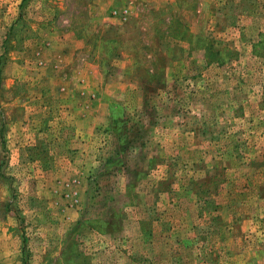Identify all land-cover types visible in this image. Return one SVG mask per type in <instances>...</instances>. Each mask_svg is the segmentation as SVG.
<instances>
[{
  "label": "rangeland",
  "instance_id": "rangeland-1",
  "mask_svg": "<svg viewBox=\"0 0 264 264\" xmlns=\"http://www.w3.org/2000/svg\"><path fill=\"white\" fill-rule=\"evenodd\" d=\"M196 187L264 264V0H0V264H212Z\"/></svg>",
  "mask_w": 264,
  "mask_h": 264
},
{
  "label": "crops",
  "instance_id": "crops-1",
  "mask_svg": "<svg viewBox=\"0 0 264 264\" xmlns=\"http://www.w3.org/2000/svg\"><path fill=\"white\" fill-rule=\"evenodd\" d=\"M189 161V160H188ZM176 174H171L172 176V187H175L176 182L179 180L178 175L175 176ZM187 186V184L185 185V187ZM188 187H190V184L188 183ZM174 189V188H172ZM192 194H194V199L193 202H191V205L195 208H197L199 214L198 216L200 217V219H203L204 217L206 218L207 223H210L211 226L218 225L219 227H221L220 225L223 224V228L224 230L221 231L219 228H217V230L214 231H206V233L204 235V238L207 240L211 238V242L212 244H210V242H208L209 244H207L206 242H204V251H202V254H209L212 256H215L213 259L212 264H225L226 262H222L220 261V256L219 255H232L235 251V239H236V234H235V228L232 227V229L230 230L231 227V223L232 225H234V220L229 219L227 221V223L221 218V209H223L225 206H227L228 211L230 212V203L227 202V205L225 204V202H213L212 200H210L211 196H207L205 192L201 191L198 187L195 188L194 192H192ZM201 198H200V197ZM193 197V196H192ZM231 212L233 213V206L231 204ZM234 214V213H233ZM214 228V227H212ZM210 235V238L209 236ZM200 238L199 236L197 237V239ZM207 245H209L210 247H208ZM200 255V252L198 250L197 252ZM196 253V254H197ZM176 254V253H174ZM201 258L197 257V262L200 260ZM200 264H203V261L201 259V261H199Z\"/></svg>",
  "mask_w": 264,
  "mask_h": 264
},
{
  "label": "trees",
  "instance_id": "trees-1",
  "mask_svg": "<svg viewBox=\"0 0 264 264\" xmlns=\"http://www.w3.org/2000/svg\"><path fill=\"white\" fill-rule=\"evenodd\" d=\"M213 54H214V52H210V51H209V53L207 54V57H209L210 60H211V59H213V58H212ZM210 60H209V61H210Z\"/></svg>",
  "mask_w": 264,
  "mask_h": 264
}]
</instances>
